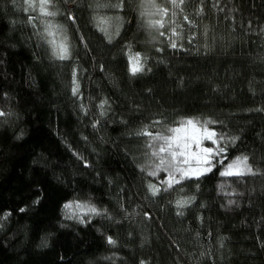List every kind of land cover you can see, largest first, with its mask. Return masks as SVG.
<instances>
[{"label": "trees", "instance_id": "obj_1", "mask_svg": "<svg viewBox=\"0 0 264 264\" xmlns=\"http://www.w3.org/2000/svg\"><path fill=\"white\" fill-rule=\"evenodd\" d=\"M139 2L0 0V264H264V0H184L157 33ZM189 116L224 151L153 196L141 133Z\"/></svg>", "mask_w": 264, "mask_h": 264}, {"label": "snow or ice", "instance_id": "obj_2", "mask_svg": "<svg viewBox=\"0 0 264 264\" xmlns=\"http://www.w3.org/2000/svg\"><path fill=\"white\" fill-rule=\"evenodd\" d=\"M26 2L29 4V7H32L34 5L35 0H26ZM149 3L154 4V0H148ZM184 0H180V4H182ZM171 3L179 7L180 5L177 4L176 0H171ZM52 4V0H39V10L42 16H55L57 13L54 11H49L48 6ZM27 10V9H26ZM158 13L163 17L164 15H167L168 8H158ZM141 15H144V13H141ZM33 17H29V22L31 23ZM69 19H74L73 17L69 16ZM187 20V17H185ZM148 26L150 28H163L164 22L162 19L155 20V21H149ZM48 27L50 28L51 25L49 24ZM52 33L49 32V35ZM175 31L173 32V35H175ZM163 35V33H161ZM66 41V37H65ZM171 47L176 48L177 44L175 41H172ZM54 55L61 60L67 59L69 57V47L66 42H61L57 49L54 51ZM129 65H130V72L132 75H136L138 73H141L144 71V66L140 61V54L137 53L134 57L129 56ZM75 83V81H74ZM78 92V85L73 87V94L76 95ZM106 103V101L104 102ZM5 115V113L0 112V116ZM156 123H159L158 121ZM208 123H211L210 121L204 122L205 125ZM188 126H192L193 129V135L184 137L179 136L178 134L181 132L182 129H186ZM172 135L170 136H163L160 133H157L155 135H152L150 132H144L141 133L142 135L150 136L152 140H164V145L160 146L158 149L159 153H165L170 157L169 164L175 168L174 172H170L168 175V178L164 181H161V185H166V187H157L156 185H149V191L153 196H156L161 191L168 192L174 188L175 185H179L181 181L189 179L191 177L199 178L200 176L204 175L205 173L211 171V167L208 165L211 163V161L207 158L209 155L213 154V149L211 148H202L200 150V153H196L192 151L193 148H199L200 147V139H207L212 140L213 143H217L216 140L213 138L216 136V133L214 131L209 130L206 126L203 127H197L192 119H188L186 121H182L179 127L170 128L168 129ZM196 133H201L200 136H198ZM222 139V137H221ZM235 139L233 138L232 142H235ZM191 141V143H189ZM148 147H152L151 144L148 145ZM224 151L223 147H220L216 150V154L222 153ZM157 152H153L152 155H157ZM183 157L184 159L181 161L184 165H188L190 159L195 158L198 160L199 163L203 164L204 167L200 168H182V167H175V165H172L171 162L177 161L179 158ZM165 165V159L162 157L160 159V163L156 166V170L150 173V175H157V172L161 170V168ZM176 173H179V177L177 178ZM246 174H255L253 172V169L249 167L248 165V157H237L233 163H230L227 165L226 169L221 172V176H244ZM194 199L188 198V199H180L176 201V205L178 208H182L189 203H191V200ZM38 202V201H37ZM229 203H233V201H229ZM75 206L76 208L80 209H87V212L99 215L100 212L96 209L93 205H85L81 204L80 202H69L64 205L65 209H69ZM21 211H24V209H21ZM182 214V213H178ZM83 223L84 221L81 220ZM108 243L112 244L115 243V241L112 239V237H108Z\"/></svg>", "mask_w": 264, "mask_h": 264}, {"label": "rangeland", "instance_id": "obj_3", "mask_svg": "<svg viewBox=\"0 0 264 264\" xmlns=\"http://www.w3.org/2000/svg\"><path fill=\"white\" fill-rule=\"evenodd\" d=\"M177 4L180 3V0H176ZM140 11L141 13H144V15H142V18L144 20V23L146 24V26H148L149 21H155V20H160L162 19L164 22V27L163 28H149L152 30L153 33H157V32H161L167 28H174V24H176V18H177V12L176 9L177 7L174 6L171 3V0H154V4L153 3H149L148 0H140ZM168 8V13L167 15H164L163 17L158 13L157 9L158 8ZM188 119H192L194 124L197 127H203L206 126L209 130L214 131L213 127L211 126L210 123H208L207 125L204 124V122L209 121L208 119H201V118H196V117H185L183 119L178 120L177 122H175L174 124L168 125L166 126V128L163 130V132H161L160 134L163 136H170L172 135V133H170L168 131V129L170 128H175V127H179L182 121H186ZM198 136L201 135V133H196ZM181 137H184L185 135L187 136H191L193 135V129L192 126H188L186 129H182L181 132L178 134ZM214 140H216V137L213 138ZM164 140H152V142L150 143L152 145V147L148 148V152L146 154V160H144L143 164L146 165V167L148 168L149 171H154L156 170V166L160 163V159L163 157L165 159V165L161 168L160 171L157 172V175H163L161 180H166L168 178V175L170 172H174L175 168L172 167L169 164V160L170 157H168L167 154L165 153H159L158 149L160 146L164 145ZM189 143H191V141H189ZM202 148H211L213 149V154L209 155L207 158L211 161V163L208 165L209 167H211L213 165V161L212 159L214 158V156L216 155V150H217V143H213L212 140H207V139H200V147L199 148H193L192 151L196 152V153H200V150ZM157 152L158 154L153 156L152 153L153 152ZM184 158L181 157L179 158L177 161H173L171 162L172 165H175V167H182V168H197V167H204L203 164L199 163L197 159L192 158L189 161L188 165H184L181 161ZM235 160H233L232 162L227 163L222 171H224L227 167L228 164L233 163ZM177 178L179 177V173H176Z\"/></svg>", "mask_w": 264, "mask_h": 264}]
</instances>
